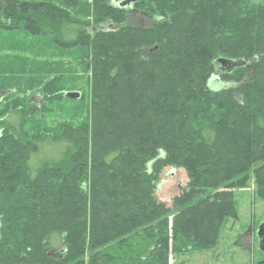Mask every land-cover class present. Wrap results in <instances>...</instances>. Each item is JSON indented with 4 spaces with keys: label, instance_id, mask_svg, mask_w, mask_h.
I'll use <instances>...</instances> for the list:
<instances>
[{
    "label": "trees",
    "instance_id": "1",
    "mask_svg": "<svg viewBox=\"0 0 264 264\" xmlns=\"http://www.w3.org/2000/svg\"><path fill=\"white\" fill-rule=\"evenodd\" d=\"M86 1L0 0L3 33L84 53L80 76L67 65L23 84L0 73V264H170L216 244L237 218L232 188L252 177L264 199V0H93L98 26H113L92 33L69 11ZM254 55L230 72L216 60ZM10 83L65 98L66 117L34 129L39 112L2 94ZM166 167L187 176L170 206L156 191Z\"/></svg>",
    "mask_w": 264,
    "mask_h": 264
},
{
    "label": "rangeland",
    "instance_id": "2",
    "mask_svg": "<svg viewBox=\"0 0 264 264\" xmlns=\"http://www.w3.org/2000/svg\"><path fill=\"white\" fill-rule=\"evenodd\" d=\"M117 1L115 2L116 7H121L117 5ZM93 4V0H87L86 3H81L75 7L70 6V14L86 22L91 33L93 29L102 26L112 27L113 23L109 20L98 26L92 14ZM133 15L132 22L140 25L148 24V18L142 17L140 13H133ZM83 60L84 53L82 50L73 49L66 52L52 42L49 34L34 36L21 30L11 33H3L0 30V73L8 77H17L15 79L22 84L23 82L29 83L30 79L33 81L41 78L45 81L49 80L57 75L55 71L65 68V65L76 72L75 76H80L82 72L78 64ZM212 78L217 79L216 76ZM221 82L211 79L209 86L222 87ZM82 83L84 85V81L78 80L70 85L69 89H77ZM18 85L14 83L3 85L2 94L13 92L14 96L28 99L31 110L39 112L35 113L34 120L37 124H32L34 129L37 128V125L46 128L53 127L59 120L66 117L67 113L60 108L61 104H66L65 98H52L47 102L37 87L23 92L18 89ZM43 104H47L46 107L48 108L44 107L46 111L40 115ZM17 120L18 117L14 116V124H17ZM27 129H31V117L27 123ZM63 145L54 144L51 147L52 153L59 155V149H62ZM49 149L50 145L46 144L38 154L43 157L50 152ZM34 155L31 156V164L32 158L38 159ZM161 177L156 191L161 200L170 206L172 196L178 193L187 182V176L183 169L166 167ZM232 191L237 218L227 217L225 219L216 244L209 248L178 253L175 254V257L170 256V264H254L259 259L264 258V252L258 245L257 236V231L264 222V199L256 197L252 177L246 187H234ZM55 236L56 233H53L51 238Z\"/></svg>",
    "mask_w": 264,
    "mask_h": 264
},
{
    "label": "water",
    "instance_id": "3",
    "mask_svg": "<svg viewBox=\"0 0 264 264\" xmlns=\"http://www.w3.org/2000/svg\"><path fill=\"white\" fill-rule=\"evenodd\" d=\"M137 0H118L117 5L121 7H132L133 3ZM108 25H111L108 23ZM257 59V56H252L249 60H245L243 58H228V57H218L216 60L219 63V69L222 72H230L234 68L239 66H244L246 63L250 61H254ZM64 95L69 98H78L80 96V92L78 90H66ZM258 245L260 249L264 252V222L260 225L258 231Z\"/></svg>",
    "mask_w": 264,
    "mask_h": 264
},
{
    "label": "crops",
    "instance_id": "4",
    "mask_svg": "<svg viewBox=\"0 0 264 264\" xmlns=\"http://www.w3.org/2000/svg\"><path fill=\"white\" fill-rule=\"evenodd\" d=\"M174 257H175V255H174Z\"/></svg>",
    "mask_w": 264,
    "mask_h": 264
}]
</instances>
